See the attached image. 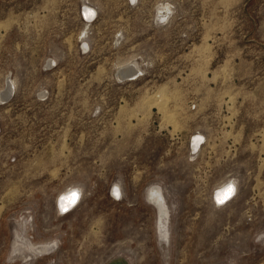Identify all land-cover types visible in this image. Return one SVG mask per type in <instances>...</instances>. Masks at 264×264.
<instances>
[{"label": "rangeland", "instance_id": "rangeland-1", "mask_svg": "<svg viewBox=\"0 0 264 264\" xmlns=\"http://www.w3.org/2000/svg\"><path fill=\"white\" fill-rule=\"evenodd\" d=\"M0 264H264V0H0Z\"/></svg>", "mask_w": 264, "mask_h": 264}, {"label": "bare ground", "instance_id": "bare-ground-1", "mask_svg": "<svg viewBox=\"0 0 264 264\" xmlns=\"http://www.w3.org/2000/svg\"><path fill=\"white\" fill-rule=\"evenodd\" d=\"M85 7L88 8L89 10L91 9L88 6H85ZM198 136H201V135L199 134ZM193 146L195 147L196 143ZM229 181L230 180L226 181L225 183H222V185L218 186L217 190L214 192L215 196H216V200H218L219 202H223L224 204L227 203L232 198L231 197L230 199L226 200L231 195V192L235 188V184L234 183L229 184ZM77 194H79V189L77 187H71L70 189L66 190V192H63L62 196L59 198L60 207L63 208L64 210L69 208L67 211H68V213L71 212L74 209V207L71 208L70 206L73 205V202H74ZM150 194H151V199L155 202V204L158 205L159 207H162L163 198H162V195L159 193V191L158 190H152V192ZM212 198H214V197H212ZM57 199H58V197L56 198V201H57ZM56 204H57V202H56Z\"/></svg>", "mask_w": 264, "mask_h": 264}, {"label": "built area", "instance_id": "built-area-1", "mask_svg": "<svg viewBox=\"0 0 264 264\" xmlns=\"http://www.w3.org/2000/svg\"><path fill=\"white\" fill-rule=\"evenodd\" d=\"M81 15H82L83 21H85V22H91L93 20V16H94L93 10H89L86 7L81 10ZM11 88H12V84H11ZM193 139H194L193 142L196 143L198 146H200L203 143V141H204L202 136L201 137L197 136V137H194ZM234 195H235V192H234V189H233V191L231 192V195L226 200L230 199ZM77 198L78 197L75 198L74 202H76L78 200ZM219 203L221 204L223 202H219Z\"/></svg>", "mask_w": 264, "mask_h": 264}]
</instances>
